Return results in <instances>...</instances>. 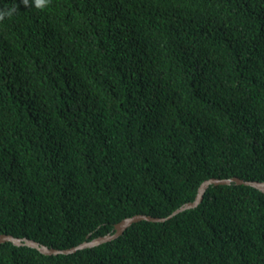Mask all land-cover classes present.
Masks as SVG:
<instances>
[{"label":"trees","instance_id":"16d2710c","mask_svg":"<svg viewBox=\"0 0 264 264\" xmlns=\"http://www.w3.org/2000/svg\"><path fill=\"white\" fill-rule=\"evenodd\" d=\"M0 22V235L58 249L264 181V0H51ZM0 264H264V192Z\"/></svg>","mask_w":264,"mask_h":264},{"label":"water","instance_id":"95a60500","mask_svg":"<svg viewBox=\"0 0 264 264\" xmlns=\"http://www.w3.org/2000/svg\"><path fill=\"white\" fill-rule=\"evenodd\" d=\"M233 183L240 184V185H247L257 188L264 192V181H252V180H245L239 177H232V178H211L206 180L200 187L198 195L194 201L188 202L179 209L175 210L173 214L168 217H155L151 215L145 214H137L132 217L125 218L121 222L115 225L114 232L108 233L104 236H99L93 240L83 242L77 246H74L69 249H58L54 247H49L47 245L41 244L38 241L24 237H16L12 234H1L0 235V243L1 242H12L17 246H27L31 248H35L43 254L46 255H60V254H71L77 252L80 249L88 248V247H95L99 246L103 243L112 241L123 234V232L133 225L136 222H140L143 220L152 221V222H165L179 213H182L186 210L193 209L198 207L201 202L203 201L204 195L206 191L209 189L211 185H231Z\"/></svg>","mask_w":264,"mask_h":264},{"label":"clouds","instance_id":"9594fccd","mask_svg":"<svg viewBox=\"0 0 264 264\" xmlns=\"http://www.w3.org/2000/svg\"><path fill=\"white\" fill-rule=\"evenodd\" d=\"M51 0H34V6L40 9L47 7L50 4ZM21 3L24 7L33 6L31 0H21ZM17 12V5L13 4L11 7L0 10V22H3L4 19L11 18Z\"/></svg>","mask_w":264,"mask_h":264}]
</instances>
